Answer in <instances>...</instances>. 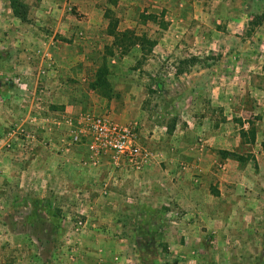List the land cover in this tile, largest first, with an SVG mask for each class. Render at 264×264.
<instances>
[{
	"label": "rangeland",
	"instance_id": "374dc122",
	"mask_svg": "<svg viewBox=\"0 0 264 264\" xmlns=\"http://www.w3.org/2000/svg\"><path fill=\"white\" fill-rule=\"evenodd\" d=\"M13 1L28 7L26 21L14 16ZM0 23L8 29L0 30V264H25L19 262L24 253L32 258L28 264H37L34 258L43 264L40 250H56L57 264H264V220L230 233L228 222L202 221L175 204L155 206L144 193L149 184L134 174L138 168L96 153L89 138L72 142V133L97 117L115 118L139 142L150 132L145 111L193 95L176 86L189 79L181 76L186 71L260 76L264 0H0ZM55 76L60 83L73 76L79 97L106 105L59 107L53 124L62 139L54 144ZM250 81L243 83L256 80ZM263 96L235 95V105L263 106ZM140 145L143 154L150 151ZM39 148L57 155L82 150L75 165L89 174L87 187L75 175L66 189L37 190L56 178L38 171L33 153ZM63 179L57 184L66 185ZM38 199L47 201L40 213ZM49 227L51 234L40 236Z\"/></svg>",
	"mask_w": 264,
	"mask_h": 264
},
{
	"label": "crops",
	"instance_id": "0c3cea01",
	"mask_svg": "<svg viewBox=\"0 0 264 264\" xmlns=\"http://www.w3.org/2000/svg\"><path fill=\"white\" fill-rule=\"evenodd\" d=\"M5 26L0 23V30L8 31ZM241 27H244V23ZM169 57L168 54L162 56L165 61H170ZM177 57L181 59L188 56L174 58L178 59ZM154 61L158 66L160 60L151 59V62ZM204 69L186 71L181 76H189V79L184 82L177 80V89H190L189 93L193 95L176 99L177 102H171L169 106H151V111H145L143 124L151 134L141 133L139 142L150 151L143 154L137 169L142 172L135 171L134 174L143 176L144 180H139L141 184H149L145 186L147 192L144 193L151 195V200L156 201L155 206L175 204L194 218L199 215L202 221L228 222L230 233L249 231L252 225L259 226L264 220V96L260 102L263 106H257L259 102L255 106H245L242 100L235 105V95L244 94L248 97L250 93L252 97L262 96L264 71L258 76L259 73L256 75L250 71L243 74L225 70L217 74L215 68ZM72 77L64 76L60 83L55 76L58 86L56 94L51 93L52 101L49 104L50 107L56 106L49 120V141L54 144L62 139L60 128L53 124L58 117L53 115L59 113V107L65 106L69 111L74 107L73 102L75 106L106 105L103 100L99 104H90L92 98L87 95L86 98L79 97V87L74 86ZM53 79V75L50 79L46 78ZM245 79L249 82L254 79L256 81L253 86L247 87L243 83ZM51 85L54 83L51 82ZM249 89L259 93L249 92ZM90 94H93L92 90ZM186 101L188 104L182 105ZM252 102L254 103L253 100ZM38 105L45 107L42 101ZM242 132L250 139L243 137ZM73 150L75 149L57 155L55 150L47 152L39 148L33 153V161L35 159L34 162H40L38 171L56 177L39 184V189L35 186L37 190L47 189L52 194L56 189H66L75 175L78 176L80 185L87 187L89 174L85 168H77L75 165V161L82 158V150L74 153ZM125 174L126 172H121V175L126 176ZM65 175L68 177L67 180L63 179L66 185L62 182L57 184L56 179H62ZM137 179L139 178L133 180V185L138 184ZM36 201L34 208L40 213V207H44L47 201ZM39 231L42 237L51 234V228ZM97 231L95 232L98 233ZM99 231L100 234L103 233L102 230ZM50 237H54V234ZM38 256H43L46 264H57L56 250H40ZM23 257L21 261L24 262L19 261L20 263L28 264V260L32 259H27L25 253ZM34 261L42 264L41 259L34 258Z\"/></svg>",
	"mask_w": 264,
	"mask_h": 264
},
{
	"label": "built area",
	"instance_id": "2783aa9c",
	"mask_svg": "<svg viewBox=\"0 0 264 264\" xmlns=\"http://www.w3.org/2000/svg\"><path fill=\"white\" fill-rule=\"evenodd\" d=\"M81 137L89 138L90 147L96 153H111L117 162L125 159L131 166L140 167L143 152L136 136L129 128L122 127L107 118L97 117L89 121L85 129L72 133V142Z\"/></svg>",
	"mask_w": 264,
	"mask_h": 264
},
{
	"label": "trees",
	"instance_id": "16d2710c",
	"mask_svg": "<svg viewBox=\"0 0 264 264\" xmlns=\"http://www.w3.org/2000/svg\"><path fill=\"white\" fill-rule=\"evenodd\" d=\"M26 4H18V2H12V10L15 17L19 18L21 21H26L28 11ZM100 75V73H99ZM94 91V90H92Z\"/></svg>",
	"mask_w": 264,
	"mask_h": 264
}]
</instances>
